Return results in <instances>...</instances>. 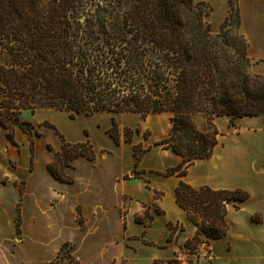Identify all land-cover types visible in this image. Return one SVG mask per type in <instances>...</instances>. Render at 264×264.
I'll use <instances>...</instances> for the list:
<instances>
[{
  "label": "trees",
  "instance_id": "obj_1",
  "mask_svg": "<svg viewBox=\"0 0 264 264\" xmlns=\"http://www.w3.org/2000/svg\"><path fill=\"white\" fill-rule=\"evenodd\" d=\"M228 3L222 28L235 18L240 31L236 0ZM203 5L195 0H0V126L6 138L12 141L17 128L32 136L33 128L21 119L24 111H65L70 118L166 114L171 128L156 145L182 158L165 175L184 176L194 161L208 159L217 144L216 129L210 135L195 131V115L208 116L213 126L222 116L230 117V126L235 118L264 117V75L245 73V39L241 35L238 48L227 30L212 35L203 21ZM109 134L118 140L115 125ZM61 140L49 171L68 181L63 174L68 162L95 154L89 142ZM143 153L134 147L135 168ZM247 197L239 189L213 191L180 181L175 202L196 226L185 243L189 254L201 244L209 254L210 241L228 230L226 205ZM15 227L19 232L18 216ZM68 248L63 244L47 264H70ZM185 264H198V257Z\"/></svg>",
  "mask_w": 264,
  "mask_h": 264
},
{
  "label": "crops",
  "instance_id": "obj_2",
  "mask_svg": "<svg viewBox=\"0 0 264 264\" xmlns=\"http://www.w3.org/2000/svg\"><path fill=\"white\" fill-rule=\"evenodd\" d=\"M195 2L209 4L208 20L215 30L228 15V0ZM236 4L251 72L264 75V0H236ZM214 15L217 18L212 20ZM114 115L70 118L65 111L34 112L32 123L39 133L35 140L17 128L10 141L0 126L6 142L13 146L18 142L21 152L26 151L23 172L21 153L16 169L4 166L2 159L12 176L0 178V264H47L65 243L73 260L70 264H137L139 260L185 264L187 258L197 257L198 264H264V117L235 118L233 126L228 116L216 118L217 144L211 156L194 161L179 177L165 173L182 158L156 145L169 130L153 144L139 136L127 140L122 136L127 124L116 122ZM93 116L97 117L95 136L90 127L81 125V118ZM153 121L147 119L144 127L152 130ZM113 125L117 141L109 134ZM47 134L52 141L45 138ZM61 139L70 145L89 142L95 154L93 159L78 156L70 160L63 170L68 181L49 171L61 150ZM135 146L144 151L136 168ZM180 181L192 188L239 189L248 194L245 201L226 205L228 230L222 238L210 241L209 254L203 244L191 254L185 247L196 226L175 202ZM7 188L11 190L10 208L3 201Z\"/></svg>",
  "mask_w": 264,
  "mask_h": 264
},
{
  "label": "rangeland",
  "instance_id": "obj_3",
  "mask_svg": "<svg viewBox=\"0 0 264 264\" xmlns=\"http://www.w3.org/2000/svg\"><path fill=\"white\" fill-rule=\"evenodd\" d=\"M204 5L201 6V9L204 10V12L206 13V16L203 17V21L204 23L208 24L210 26V32L212 35H217L221 32V28H222V24L215 30L213 29V27L211 26V24L209 23V14L211 12V7L209 6V4H206L204 2H202ZM217 16H212L211 19L214 20L216 19ZM222 30H227L229 32V37L233 38V40L231 41V45L233 47H238L240 48L242 46V39H241V33L239 31V29L236 26V19L233 18L232 22H230V26L227 24L223 25ZM230 38V40H231ZM232 54H234V52H231ZM236 57V56H235ZM237 59L238 62L237 64H239L240 67H242L243 64V59H241V56L237 55ZM249 60V58H248ZM251 66L252 63L249 60V65L245 68V73H247V75L250 76H254V74H252L251 72ZM46 110V109H43ZM39 111L42 110H37L35 111V114ZM33 114H31L28 111H24L21 119L23 121H25L26 123H29L31 125V127H33L34 131L32 134V138L33 140H35L37 138V136H39V133L37 132L34 124L32 123V118H33ZM77 115H75L76 117ZM116 116V122H125L127 125L123 128L122 131V136L123 138L125 137L127 140H136L137 136H139L140 138H144L149 139L150 143H155L156 141H159L161 139H163L162 137L166 138L167 136H162L161 138L159 136L167 134L166 132H168V130H170L171 128V123L169 122V117L166 114H155L152 116L147 115L146 117L142 118L140 115H136V114H117L114 115ZM213 118V116H212ZM97 119V117L93 116V117H86V118H81V125H86L88 127H90L91 132H93V135L95 136V132L96 129L94 128V123L95 120ZM147 119H153L155 121L154 122V128H152V130H150L149 128H145L144 127V122ZM157 119L159 124L157 123ZM45 126H47V123H43ZM42 124V125H43ZM128 124H131L132 126H129ZM158 124V125H156ZM193 124H194V128L195 131L201 135H206V134H212L215 131V128L212 124L211 119L208 116H205L203 114H197L193 117ZM35 132V134H34ZM116 134L118 136V132L116 130ZM169 134V133H168ZM98 135V134H96ZM214 135V134H213ZM214 137L217 139V136L214 135ZM49 141L53 140V137H51V135L47 134L46 137ZM46 140V139H45ZM185 140H183L182 143H184ZM43 142H40V145H42ZM142 145V144H141ZM21 144L16 142V145L13 146L11 144H9L8 142L5 141L4 138V132L2 130H0V178L3 177V175H7L9 178L12 176V171H10V169H16L17 168V160L16 158L18 157V155H20V161H19V168L20 171L23 172V168L25 166V158H26V151H22L21 152ZM143 146V145H142ZM2 159H3V163H4V167L2 165ZM2 182H6L5 179H3ZM12 186V185H11ZM10 186V187H11ZM0 190H1V186H0ZM9 193H11V190L7 188V196H3V201H6V206L10 208V204H8L11 200ZM64 263H67V261H63ZM145 260H139L137 262V264H145Z\"/></svg>",
  "mask_w": 264,
  "mask_h": 264
}]
</instances>
